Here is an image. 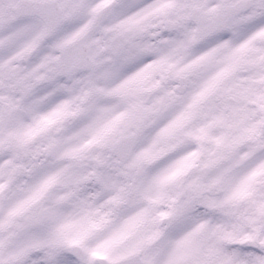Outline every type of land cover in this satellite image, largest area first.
<instances>
[{"label":"snow or ice","instance_id":"6c2138e0","mask_svg":"<svg viewBox=\"0 0 264 264\" xmlns=\"http://www.w3.org/2000/svg\"><path fill=\"white\" fill-rule=\"evenodd\" d=\"M0 264H264V0H0Z\"/></svg>","mask_w":264,"mask_h":264}]
</instances>
